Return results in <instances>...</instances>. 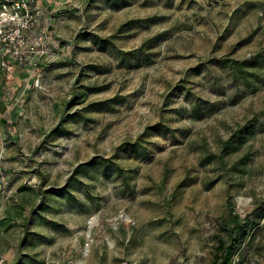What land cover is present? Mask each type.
I'll return each mask as SVG.
<instances>
[{"label":"rangeland","instance_id":"rangeland-1","mask_svg":"<svg viewBox=\"0 0 264 264\" xmlns=\"http://www.w3.org/2000/svg\"><path fill=\"white\" fill-rule=\"evenodd\" d=\"M19 1L27 22H11ZM51 1L0 0L5 263L214 264L222 218L263 199L264 0ZM241 246L233 263L264 264V218Z\"/></svg>","mask_w":264,"mask_h":264},{"label":"trees","instance_id":"trees-1","mask_svg":"<svg viewBox=\"0 0 264 264\" xmlns=\"http://www.w3.org/2000/svg\"><path fill=\"white\" fill-rule=\"evenodd\" d=\"M146 48V44H141L137 50L143 51ZM87 94V91L83 90H74V93L70 99L75 97L83 99ZM82 100L76 101L81 102ZM254 125H252L251 120L247 121L246 124L239 126L231 132V135L221 140L219 145V152L216 153V162L220 165L225 166L228 163V157L236 151L239 147L245 144L248 139L254 135ZM134 144H131V147H134ZM104 165L109 166L110 162L108 160L103 161ZM247 156L243 155L236 160H233L229 165L238 173H245L247 170ZM96 161H86L85 163H80L74 167V171L70 176V180L79 181V172L85 167L96 165ZM263 199L260 201L259 205L254 207L250 213L245 217H240L235 211L231 210L228 212V216L223 217L218 225V233L214 235V250H213V261L214 264L224 263V264H242L241 256L235 261L232 262L233 256L235 254H241L242 244L245 241L251 242L258 233V227L260 221L264 218V193L262 195Z\"/></svg>","mask_w":264,"mask_h":264},{"label":"built area","instance_id":"built-area-1","mask_svg":"<svg viewBox=\"0 0 264 264\" xmlns=\"http://www.w3.org/2000/svg\"><path fill=\"white\" fill-rule=\"evenodd\" d=\"M15 3H16L15 10L11 12V16H10L11 22L16 21V19L25 20V22H27L31 14L28 10V7L26 6V3L22 1H19V3L18 2H15ZM26 25L27 24L25 23V26ZM16 30H18L17 31L18 39L20 41H24L23 38L20 37L19 29L16 28ZM0 264H6L5 258L1 254H0ZM44 264H82V263H78L76 260L68 256L66 257L63 256L62 259L60 258V259H55V260H47L44 262ZM219 264H224V263H219Z\"/></svg>","mask_w":264,"mask_h":264},{"label":"crops","instance_id":"crops-1","mask_svg":"<svg viewBox=\"0 0 264 264\" xmlns=\"http://www.w3.org/2000/svg\"><path fill=\"white\" fill-rule=\"evenodd\" d=\"M64 1H68V0H53V2L52 1L51 2H52V4L56 3V4H60L61 5V4L64 3ZM73 234H75V232ZM71 241L72 242H71V245L70 246L73 245L72 246L73 247V250L76 251V236L74 238H72ZM55 246L57 247L56 249H58V248H60L63 245H59V242H57ZM51 256H52L51 254H47V255L44 256V258L42 257L41 259L30 257V259L28 260V262L31 263V264H35V263L44 264L45 261L51 260L50 259Z\"/></svg>","mask_w":264,"mask_h":264}]
</instances>
